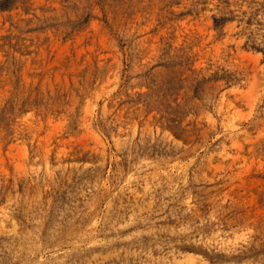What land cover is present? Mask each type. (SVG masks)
<instances>
[{
    "label": "rangeland",
    "instance_id": "1",
    "mask_svg": "<svg viewBox=\"0 0 264 264\" xmlns=\"http://www.w3.org/2000/svg\"><path fill=\"white\" fill-rule=\"evenodd\" d=\"M0 248L264 264V0H0Z\"/></svg>",
    "mask_w": 264,
    "mask_h": 264
},
{
    "label": "bare ground",
    "instance_id": "2",
    "mask_svg": "<svg viewBox=\"0 0 264 264\" xmlns=\"http://www.w3.org/2000/svg\"><path fill=\"white\" fill-rule=\"evenodd\" d=\"M198 226H200V225H198ZM198 234V233H197ZM201 235V234H200ZM198 236H199V234H198ZM201 238V237H200ZM199 238V239H200ZM199 239H198V241H199ZM206 239V238H205ZM208 239H209V237H208ZM202 240V239H201ZM187 242V241H186ZM196 242H197V240H196ZM208 242V241H207ZM6 246V245H5ZM116 246V245H115ZM120 246H122V245H120ZM132 246V245H131ZM134 246H136V245H134ZM139 246V245H138ZM115 248V247H114ZM120 248V247H119ZM122 248V247H121ZM126 248V247H125ZM129 248H130V245H129ZM1 249V248H0ZM149 249V248H148ZM158 250H159V248H158ZM89 251V250H88ZM120 251V250H119ZM132 251H133V249H132ZM137 251H139V250H137ZM141 251V250H140ZM150 251V250H149ZM148 251V252H149ZM156 251V250H155ZM74 252V251H73ZM84 252H86V251H84ZM115 252H117V250L115 249ZM129 252H130V250H129ZM143 252H145V251H143ZM142 252V253H143ZM78 253V252H77ZM151 253V252H150ZM146 254V253H145ZM148 254V253H147ZM70 255V254H69ZM139 255V254H138ZM142 255V254H141ZM65 256V255H64ZM143 256V255H142ZM60 258V257H59ZM67 258V257H66ZM66 258H64V259H66ZM70 258V257H69ZM71 258H73V257H71ZM136 258H137V256H136ZM140 258V257H139ZM146 258V257H145ZM38 259V258H37ZM57 259V258H56ZM76 259V258H75ZM79 259V258H78ZM68 262V261H67ZM135 262V261H134ZM138 262V261H137ZM140 262V261H139ZM145 262V261H144ZM38 263H40V262H38ZM50 263V262H49ZM66 263V262H65ZM37 264V263H36ZM48 264V263H47ZM56 264V263H55ZM64 264V263H63Z\"/></svg>",
    "mask_w": 264,
    "mask_h": 264
}]
</instances>
